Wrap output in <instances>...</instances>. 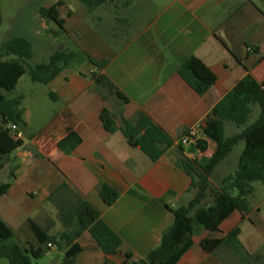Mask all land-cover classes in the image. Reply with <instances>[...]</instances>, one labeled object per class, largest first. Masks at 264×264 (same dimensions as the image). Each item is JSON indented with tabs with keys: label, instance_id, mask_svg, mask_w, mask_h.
<instances>
[{
	"label": "crops",
	"instance_id": "crops-1",
	"mask_svg": "<svg viewBox=\"0 0 264 264\" xmlns=\"http://www.w3.org/2000/svg\"><path fill=\"white\" fill-rule=\"evenodd\" d=\"M77 1L71 8L58 0L62 9L66 4L67 11L57 8L56 20L41 18L40 9L48 8L38 7L39 28L53 35L60 31L70 46L66 52H83L92 61L107 64L98 71L87 61L72 62L47 84L48 96L58 110L43 134L53 145L44 151L35 146L36 137L28 141L24 135L35 146V155L28 160L24 156L19 171L13 173L9 191L0 198V220L6 225L18 218L22 220L20 210L27 206L30 196L24 183L38 184L43 194L41 203L66 183L100 213L122 241L119 252L107 256L84 232L76 241L82 251L70 264H135L159 246L163 232L172 225L168 208L185 206L195 195L191 178L180 167L181 158L200 162L204 156L210 157L215 146L203 136L201 141L206 142L207 150L201 153L196 146L177 145L179 137L195 126L202 131L213 107L246 76L262 84L264 11L254 0H107L93 10ZM192 57L216 77L215 84L202 97L177 73ZM74 63L79 68L70 72ZM94 72L105 76L127 104L97 86L91 79ZM103 109L116 115L117 126L121 119L131 122L139 113L146 115L174 145L151 164L141 152L130 148L119 132L110 134L103 129L99 119ZM256 112L258 116V109L254 108L253 113ZM230 124L224 126L226 137L241 131L234 124L227 126ZM69 132L78 135L82 142L65 155L55 145ZM17 151L11 155L17 156ZM212 176L210 187L217 189L219 184L211 185ZM19 181L21 185L15 187ZM103 183L119 195L111 206L99 197ZM211 203L207 198L201 206ZM256 213L259 208L251 206L247 214L234 212L215 233L198 228L192 247L177 264L233 263L228 251L218 249L207 254L199 243L205 238L220 239L234 228L240 230L239 241L244 250L260 256V264H264V221L253 218ZM247 222L257 226L259 236L241 239V228ZM53 261L57 263L58 259Z\"/></svg>",
	"mask_w": 264,
	"mask_h": 264
},
{
	"label": "trees",
	"instance_id": "trees-1",
	"mask_svg": "<svg viewBox=\"0 0 264 264\" xmlns=\"http://www.w3.org/2000/svg\"><path fill=\"white\" fill-rule=\"evenodd\" d=\"M79 1L88 10H93L107 0ZM55 14L54 7L41 8L39 11L40 17L44 19L56 20ZM32 57V44L25 38H10L0 44V172L5 168L4 159L23 145V141L15 142L10 137L6 126L15 125L19 131L26 127L23 111L20 109L23 98L17 96L7 99L4 93L14 90L19 79L26 73L32 83L47 85L72 62L87 61L98 71L107 64L105 61H92L83 52L64 50L55 51L47 63L30 67L28 61ZM177 73L200 97L204 96L216 82L215 75L194 57L184 62ZM91 79L97 86L113 93L127 104V99L105 76L94 72ZM254 108L258 109V116L249 124ZM115 118L116 115L106 109L99 114L103 129L107 133L119 132L128 146L141 152L151 164L159 161L174 145L173 140L142 113L137 114L131 122L121 119L119 126L116 125ZM225 123H232L241 131L232 137H226ZM202 133L215 145L210 157L200 162H188L184 158L180 160L181 169L192 180L194 197L185 206L177 209L168 208L173 217L172 225L163 232L159 246L149 252L144 260H138L135 264H177L192 247V237L198 228L215 233L234 212L243 215L249 212L248 198L253 194L252 183L264 184V80L261 85L250 76L240 80L213 107ZM31 139L32 137H29L27 140ZM81 142L78 135L69 132L55 146L63 154L69 155ZM239 143H243V149L235 172L222 178L217 189H212L209 181L214 170ZM196 147L201 153L207 150L204 141L197 142ZM9 176L12 178L13 173L10 172ZM9 189V182L1 183L0 198L5 196ZM233 191L237 192L236 197L232 196ZM99 197L106 206H111L119 195L113 188L103 183L99 187ZM207 198L211 199V205L201 206ZM47 201L56 206L67 231L59 238L50 236L29 220L28 224L38 247L7 245L6 242L13 237V232L0 220V260L4 259L8 264H31L30 259L41 258L46 253V245L53 242L59 252H63L66 264H70L82 251L76 241L84 232L90 235L104 255L113 256L119 252L122 246L121 239L101 219L100 213L66 183L57 187L48 196ZM239 235V228H234L220 239H202L199 247L207 254L218 249L228 251L234 258L230 264H260L261 257L248 254L239 241ZM41 246H45V250Z\"/></svg>",
	"mask_w": 264,
	"mask_h": 264
},
{
	"label": "rangeland",
	"instance_id": "rangeland-1",
	"mask_svg": "<svg viewBox=\"0 0 264 264\" xmlns=\"http://www.w3.org/2000/svg\"><path fill=\"white\" fill-rule=\"evenodd\" d=\"M58 0H0V12H1V27H0V44L10 38H25L32 44L33 57L28 61V65L33 67L38 64L47 63L49 55L58 51L62 47L61 51H64L68 46L67 39L59 31L55 35L51 31H42L40 26V19L38 17V7H51L58 8L64 12L61 5L57 4ZM66 2L71 8L77 5V0H60ZM257 7L264 11V0H254ZM57 30V27H54ZM79 68L78 64L74 63L70 66L69 71L75 72ZM27 69V68H26ZM49 87L38 83H32L26 73L20 78L14 90L9 93H4L7 99H13L17 96H21L22 102L20 109L23 111V119L27 124V127L20 131L24 137L32 136L37 139L38 143L35 146L41 147L44 151L49 150L52 147V143L48 136L43 133L51 124L58 110V106L53 103L49 98ZM257 112L253 113L250 117L249 124H252L257 118ZM227 126H234L233 124ZM229 127H227L228 130ZM235 128V127H233ZM25 134H24V133ZM229 135V132H227ZM56 137V136H55ZM35 146L30 145L28 142L25 146L19 147L17 151L18 155H11L4 159L5 169L0 173V183L11 182L10 172L16 173L19 171L24 156H27V160L30 156H34ZM243 149V143H239L233 148L232 152L227 158L215 169L211 185L212 187L218 185L222 178L233 174L237 168L238 158ZM25 160V159H24ZM26 160V161H27ZM24 161V164H26ZM25 175V170L20 177ZM21 181L15 184V187L21 185ZM23 188L29 193V200L27 206H22L20 210L23 213L22 220L16 219L13 224H8L7 227L13 232V237L9 239L7 245H32L34 248L38 247L34 236L30 230L28 221H33L43 231L50 236H59L67 231L60 220L59 211L52 203L48 201H42V192L38 188L36 183H24ZM253 194L248 198L251 208L258 207L259 213L253 215V218H261L264 221V184L260 182L252 183ZM233 197L237 196V192L233 191ZM41 203V204H40ZM26 211V212H25ZM28 212V214H27ZM30 213V214H29ZM28 219V220H26ZM241 239L246 240L248 235H258L259 230L257 226L250 225L249 222L242 226ZM246 235V236H245ZM30 237V238H28ZM55 248L50 254H44L39 259H30L31 264H66L64 260L63 252L58 250V247L52 242ZM45 250V246H41ZM58 259L57 263L53 260ZM0 264H8L6 260L1 259Z\"/></svg>",
	"mask_w": 264,
	"mask_h": 264
},
{
	"label": "built area",
	"instance_id": "built-area-1",
	"mask_svg": "<svg viewBox=\"0 0 264 264\" xmlns=\"http://www.w3.org/2000/svg\"><path fill=\"white\" fill-rule=\"evenodd\" d=\"M250 51V50H248ZM6 129L9 132L10 137L15 141H24V137L22 133L18 130V128L15 125L8 124L6 126ZM203 137L201 127L200 126H195L189 130H187L184 134H182L179 139L177 140V145L179 146H188V145H193L196 146L197 142L201 141ZM209 156L206 155L204 156L203 159L208 158ZM55 248L51 243H48L46 245V253L45 254H50V252Z\"/></svg>",
	"mask_w": 264,
	"mask_h": 264
},
{
	"label": "water",
	"instance_id": "water-1",
	"mask_svg": "<svg viewBox=\"0 0 264 264\" xmlns=\"http://www.w3.org/2000/svg\"><path fill=\"white\" fill-rule=\"evenodd\" d=\"M61 47L58 49V52H61ZM27 144V140L26 139H24V141H23V145L21 146V147H23V146H25ZM20 148H18V150H19Z\"/></svg>",
	"mask_w": 264,
	"mask_h": 264
}]
</instances>
